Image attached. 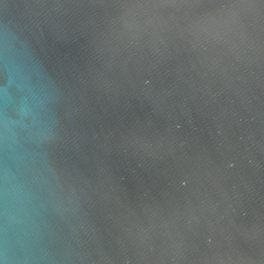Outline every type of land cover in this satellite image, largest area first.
<instances>
[{
    "label": "water",
    "instance_id": "obj_1",
    "mask_svg": "<svg viewBox=\"0 0 264 264\" xmlns=\"http://www.w3.org/2000/svg\"><path fill=\"white\" fill-rule=\"evenodd\" d=\"M0 264H264V0H0Z\"/></svg>",
    "mask_w": 264,
    "mask_h": 264
}]
</instances>
